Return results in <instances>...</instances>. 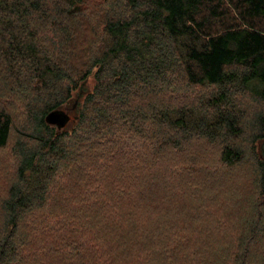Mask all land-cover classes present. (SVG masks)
Segmentation results:
<instances>
[{"label": "trees", "instance_id": "trees-1", "mask_svg": "<svg viewBox=\"0 0 264 264\" xmlns=\"http://www.w3.org/2000/svg\"><path fill=\"white\" fill-rule=\"evenodd\" d=\"M87 1L0 0V264H264V0Z\"/></svg>", "mask_w": 264, "mask_h": 264}, {"label": "rangeland", "instance_id": "rangeland-1", "mask_svg": "<svg viewBox=\"0 0 264 264\" xmlns=\"http://www.w3.org/2000/svg\"><path fill=\"white\" fill-rule=\"evenodd\" d=\"M88 2V4H87V7L85 8V10L86 11H84L85 13H86V18L88 17V16H95V13H96V10H95V8L93 7V4H95V3H98L99 4V2H100V0H88L87 1ZM96 19H92V20H89L90 22H88V23H92L93 21H95ZM97 21H98V19H97ZM99 24H100V28H101V19H100V22H99ZM85 34H86V32H85ZM84 34V35H85ZM84 35L82 36V38L84 37ZM93 82V77H90L89 78V83L86 85V88L85 89H89L91 86H92V83ZM79 93V89L77 88V89H75V91L73 92V98H72V100L69 102L70 104L69 105H71L72 104V102L75 100V98L77 97V94ZM82 94H83V92H82ZM191 94V93H190ZM194 95H196V94H194ZM195 97V96H194ZM248 103L250 102L249 100L247 101ZM250 107L251 108V111L253 110V111H255L256 110V108L251 104V103H249V105H247V107ZM253 107V108H252ZM73 114H77V112H76V110L75 111H73ZM243 144H248V141L246 142V139L243 141ZM213 155V152L211 151V155L210 156H212ZM215 155H216V151H215ZM8 163V159L7 158H4V157H0V167H3V166H5L6 164ZM210 165H213V163H211ZM236 170H238V171H240V172H243V174L244 175H246L247 173H249V175L250 174H252V172L250 171V169H248V167H246V166H243V167H241V168H238V169H236ZM237 176V174H235L233 177H232V179H231V181L230 182H232L233 183V188H235L234 186L236 185L235 184V182H236V180H237V178H235ZM227 186H229V188L228 189H230V188H232V187H230V184L228 183V185ZM242 187H244V186H242ZM244 190V188H242V191ZM234 191H231L230 190V193L232 194ZM238 202V201H237ZM231 208V206L228 208V209H230Z\"/></svg>", "mask_w": 264, "mask_h": 264}, {"label": "water", "instance_id": "water-1", "mask_svg": "<svg viewBox=\"0 0 264 264\" xmlns=\"http://www.w3.org/2000/svg\"><path fill=\"white\" fill-rule=\"evenodd\" d=\"M75 107L76 104L74 105V108ZM45 120L48 124L55 125L57 127V132L60 133L61 130L70 122L71 115L68 109L57 108L48 112Z\"/></svg>", "mask_w": 264, "mask_h": 264}, {"label": "flooded vegetation", "instance_id": "flooded-vegetation-1", "mask_svg": "<svg viewBox=\"0 0 264 264\" xmlns=\"http://www.w3.org/2000/svg\"><path fill=\"white\" fill-rule=\"evenodd\" d=\"M69 112H70V115H71V120H73L74 119V116H75V114H73V111L72 110H69ZM70 120V121H71Z\"/></svg>", "mask_w": 264, "mask_h": 264}]
</instances>
